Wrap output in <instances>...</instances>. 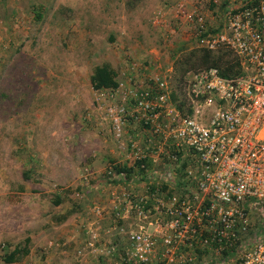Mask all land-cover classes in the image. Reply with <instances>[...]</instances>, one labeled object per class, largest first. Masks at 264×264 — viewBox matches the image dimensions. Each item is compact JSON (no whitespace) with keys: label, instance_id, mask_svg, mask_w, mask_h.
Wrapping results in <instances>:
<instances>
[{"label":"rangeland","instance_id":"1","mask_svg":"<svg viewBox=\"0 0 264 264\" xmlns=\"http://www.w3.org/2000/svg\"><path fill=\"white\" fill-rule=\"evenodd\" d=\"M180 1L207 10L215 32L222 27L224 4L209 0H0V264H41L44 243L59 251L61 242L54 229L44 227L46 221H38L40 215L48 219L50 210H86L103 217L105 210H120L117 198L116 208L108 204V197L122 193L118 180L146 175L131 147L142 125L133 128L129 121L117 137L96 106L90 76L95 65L107 62L119 81L132 76L134 85L147 86L159 74L179 88V61L200 47L192 26L178 16ZM120 164L133 171L118 173ZM149 168L153 181L183 176L181 166L173 174L163 156ZM146 184L148 191L151 183ZM58 198L62 202L55 204ZM114 218V236L123 243L100 253L124 260L135 228L129 225L121 235L119 217ZM250 219L255 227L264 223V201L251 209ZM27 237L30 252L6 263L5 254L26 244ZM161 252L160 246L141 264H218L216 253L205 248H196L193 261H168Z\"/></svg>","mask_w":264,"mask_h":264},{"label":"built area","instance_id":"2","mask_svg":"<svg viewBox=\"0 0 264 264\" xmlns=\"http://www.w3.org/2000/svg\"><path fill=\"white\" fill-rule=\"evenodd\" d=\"M209 3L225 4L217 32L201 5L180 1L176 11L192 26L200 47L233 50L243 74L224 77L217 67H208L188 71L179 88L159 74L147 86L134 85L131 76L116 87L94 88L96 106L117 137L129 121L142 125L144 136L131 140L139 170L150 177L149 163L163 156L173 174L179 165L183 172L172 175L174 184L179 179L183 184L169 196L158 185L169 176L156 179L146 194L123 190L125 201L116 196L142 219L154 207L158 213L150 222L154 228L130 232L132 249L124 258L129 264L150 261L159 246L160 257L168 261H193L196 248H205L216 253L218 264H264V223L255 227L250 219L251 209L264 201V0ZM180 99H185L182 109ZM95 209L101 213L99 206ZM182 247L190 252H180Z\"/></svg>","mask_w":264,"mask_h":264},{"label":"crops","instance_id":"3","mask_svg":"<svg viewBox=\"0 0 264 264\" xmlns=\"http://www.w3.org/2000/svg\"><path fill=\"white\" fill-rule=\"evenodd\" d=\"M225 5V4H224ZM134 123L133 128H136L137 124L136 122H130ZM141 125V124H140ZM131 126V125H129ZM135 130V129H134ZM141 131V133H140ZM139 133H137V138L140 139L139 136H142L144 134L143 130H140ZM144 136V135H143ZM142 138V137H141ZM159 161V160H158ZM160 162H156L154 165L156 168H158L160 165ZM153 166V167H155ZM152 168V171H154V168ZM165 177L164 175H162ZM166 182L161 180L165 183V186L163 189L164 194L166 196L171 195L178 187L173 182L175 178L172 176L165 177ZM158 180V179H157ZM151 178H149L148 175L140 176L133 175L131 177H127L123 180H118V184L123 192V189L130 186H134V191H132L135 195H142L146 194L148 191L146 189L147 184L151 183L150 188L153 189L154 182H156V179L153 181ZM163 183V184H164ZM111 188V187H110ZM181 188V187H179ZM128 189V188H127ZM132 189V188H131ZM112 193H114L112 191ZM116 193V192H115ZM117 194V193H116ZM113 195V194H112ZM109 198L108 197V204L109 207L116 208V204L113 199L116 198L117 195H114ZM122 195V196H121ZM120 198L125 201L123 194L120 193ZM120 210H105L104 216L97 218L96 216H93L92 214L87 213L86 210H50L48 215V219L44 215H40V218L38 221L40 223H43L44 221L45 225L44 227L48 226L51 229H54V232H57L56 236L57 239L60 238L61 245L59 246L58 242V249L59 251H54V248H49L46 243L45 248L46 251L42 255V259L40 260L41 264H129L125 260H113L111 256L109 255H103L100 253V250L103 248L105 251V248L108 246H118L123 243V240H117L116 236H114V233H116V225L113 223L116 218L114 216L116 215L118 218V223L120 225V232L119 234L122 235V231H125L129 225H133L135 229L138 230L141 226H145L148 229L154 228L153 225L150 224L151 221L155 220L156 215H158L156 208H152L154 210V213H151L150 219H142L139 217L138 213H136V210L129 206L126 202H120ZM60 211V213L58 212ZM55 213V214H54ZM39 217V216H38ZM43 228L40 226L39 229ZM132 230V231H133ZM41 231V230H40ZM94 235L96 237H94ZM30 237H34L33 234L30 235ZM119 241L121 243H119ZM159 241H161L159 239ZM161 244V243H160ZM160 247V246H159ZM185 248V247H184ZM102 249V250H103ZM78 253V254H77ZM179 260V259H178ZM159 264H164L163 262H159Z\"/></svg>","mask_w":264,"mask_h":264},{"label":"trees","instance_id":"4","mask_svg":"<svg viewBox=\"0 0 264 264\" xmlns=\"http://www.w3.org/2000/svg\"><path fill=\"white\" fill-rule=\"evenodd\" d=\"M225 6V5H224ZM217 67L220 70L221 75L224 77L238 76L244 73L243 66L240 58L233 53V50L222 47L216 50H211L205 47H199L193 50L189 55L185 56V59L179 61L177 70L180 73L178 82L182 77L190 70H197L199 68ZM90 82L93 88L100 87H116L119 84L117 79V73L114 68L107 62L102 64H97L93 68L90 76ZM174 100L177 99V93H173ZM177 104L182 109L185 105V99H180ZM189 113H192V108L188 109ZM140 163V161L138 162ZM185 165V164H183ZM115 169L118 173H124L126 175L133 171L132 166H127L126 164L116 165ZM183 181L181 179L177 180V187H182ZM164 187L165 183H164ZM61 199H56L55 204H60ZM26 244L23 246L16 245L8 254H5L3 260L6 263L16 262L20 256H25L30 252V247L27 245L30 242V238L25 239ZM225 254H228V250H224Z\"/></svg>","mask_w":264,"mask_h":264}]
</instances>
